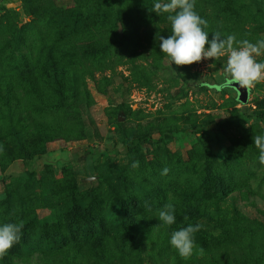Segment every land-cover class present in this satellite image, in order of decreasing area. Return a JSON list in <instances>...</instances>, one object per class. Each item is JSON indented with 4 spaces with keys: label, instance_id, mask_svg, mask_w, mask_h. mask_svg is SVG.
Wrapping results in <instances>:
<instances>
[{
    "label": "rangeland",
    "instance_id": "obj_1",
    "mask_svg": "<svg viewBox=\"0 0 264 264\" xmlns=\"http://www.w3.org/2000/svg\"><path fill=\"white\" fill-rule=\"evenodd\" d=\"M118 1L113 0L114 8L107 7L108 14L116 10ZM102 2L0 0V63L16 68L0 71V78L16 81L18 97L24 96L25 87L34 100L39 97L37 87L45 88L47 94L43 99L47 103L36 104L43 109L27 120L29 133L8 135L12 145L19 140L36 143L33 147L41 146L43 153L5 161L9 144L6 135L3 139L0 221L11 220L12 196L19 189L32 199L36 220L43 222L51 219L52 204H64L69 197V204H81L74 200L77 193L99 195L100 204H109L111 210L121 204H140L145 213L136 219L145 223L157 217L155 209L161 204L198 201L211 214L191 222L203 225L195 234L196 248L203 253L182 259L170 245L171 235L152 229L89 239L84 245L89 247V260H83L75 247L83 239L73 237L66 240L63 260H54L49 253L39 256V249H34L31 255L17 258V264H72L74 258L80 260L78 264H264V165L253 139L255 134L264 135V81L255 83L242 103L232 86H224L226 55L191 65L172 63L159 47V37L171 35L169 14L151 11L155 0L123 1L120 10L125 24L110 16L106 28L96 31L110 37L106 53L99 47L98 55L89 54L83 51L85 43L76 50L78 37L59 33L72 27L61 25L59 17L66 23L75 21L86 5L98 22ZM195 7L208 22L209 39L216 31L253 43L264 38V0H196ZM52 60L59 62L62 71L59 83L64 80L70 88L77 82V90L63 99L55 95L60 85L50 74ZM257 60L264 61V54ZM22 78L27 82L22 83ZM38 121L48 122L55 133L45 138L35 127ZM138 136H142L138 148L121 151L126 140ZM166 156L186 163L185 169L175 173H188L190 199L177 189L169 190L164 181L149 183L160 172L151 162H163ZM135 161L139 167L134 173V168H128ZM206 161L216 167L210 173L203 168ZM167 176L175 177L169 171ZM50 181L61 188L53 192L47 187ZM129 218L109 216L112 221ZM40 228L37 225L31 231ZM62 229L66 232L67 227Z\"/></svg>",
    "mask_w": 264,
    "mask_h": 264
},
{
    "label": "trees",
    "instance_id": "obj_2",
    "mask_svg": "<svg viewBox=\"0 0 264 264\" xmlns=\"http://www.w3.org/2000/svg\"><path fill=\"white\" fill-rule=\"evenodd\" d=\"M30 0H24V2L27 4ZM89 1V0H88ZM123 1L125 0H119L116 10L113 11V13L108 14L107 7H113V0H103L102 4H100L103 8L101 9V14H99L98 22H94L93 20V11L89 9V6L84 5V8L79 11L76 15V20L66 23L62 18L59 17V23L61 25H70L72 27H69V30H64L66 28H61L59 33L62 34L63 32H66L65 36H75L78 37L77 41H75L76 50L80 49V47L83 48V44L85 43V49L83 51H90L89 54L98 55V48L101 47L105 48L104 53L108 51V47H111V43L107 42L110 37L101 35H97L96 31L105 29L110 16L114 17L117 20H121V7H123ZM123 25V20H121ZM125 24V23H124ZM50 25V24H49ZM53 26V24H51ZM80 28V31H79ZM1 31V30H0ZM58 33V29L56 31ZM47 37V36H46ZM48 39H50L48 37ZM51 43L54 44V42L51 40ZM117 43H120L118 40H116ZM123 42V37H122ZM49 43V42H48ZM106 45V47H105ZM53 48V46L51 47ZM10 66L8 64L0 63V71L4 70V72H9V70H15L12 66L11 69H9ZM18 68V67H17ZM49 68L51 70V76L55 79L56 82H60V77L62 75V71L59 68V62H55L54 60L51 61V65H49ZM54 68V69H53ZM41 71V69L39 70ZM32 76H34V73H31ZM24 78V77H23ZM22 78V83H26ZM28 81L31 80V78L27 79ZM34 81V80H33ZM48 82V81H47ZM48 84H50L48 82ZM77 82L74 81L73 84H70V88L67 87L64 80L59 83L60 87L57 88V91H55V95H59L60 97L66 98L68 94H72L74 91L77 90L76 88ZM17 83L14 79L6 78L1 76L0 78V145L3 144L5 139V135L7 138L5 139L6 144H9L7 147V150H5L4 157H6L5 161H11L15 158L23 157V158H32L35 154L43 153L44 149L40 146L38 148H35L36 143L32 144L27 143L26 141L19 140L18 144L12 145L11 142L8 140V135H13L14 133L21 135H27L31 129L30 124L28 123V119H32V113L39 114L38 111L42 110L43 108H37L36 104L40 103H47L43 102L44 98H47V94L44 93L45 88L43 87H37L35 89L36 93L38 94V99H33V96L27 90V88H24V96H16L15 92L17 91ZM220 87V86H218ZM52 96V94H51ZM53 97V96H52ZM21 116L22 118H20ZM43 117V115L41 116ZM39 122V121H38ZM35 127L42 130V134L45 138L46 136H49L55 131H53L50 127V124L48 122H39L35 123ZM163 134H169V131H163ZM142 136H138L136 138L126 140L124 145L122 146L123 152L132 151L140 145V141ZM40 143H38L39 145ZM207 157V155H206ZM167 159L162 160L163 162L157 161L156 163H152V167H158L160 168V172L164 168H168L169 172L174 176H167V175H160L155 174V176H152L153 178H149V183H153V180L155 181H164V183L169 187L168 189L171 191H176V189L179 191L178 193L185 198V195L188 197L186 199H190L193 195V192L190 188V178L188 176V173H181L179 175H176L175 172L181 171L179 169L184 168V165L186 163H182L179 158H173V156H166ZM207 159V158H206ZM167 160V161H166ZM1 161V160H0ZM159 163V164H158ZM211 162L206 161L203 165L204 170H207L208 173L209 169L210 171L212 168H216L214 165L211 166ZM117 172L122 171L120 168H115ZM128 169H133L131 166ZM52 172V168L50 170ZM134 173L137 172L134 168ZM160 175V176H159ZM166 178L167 180H163ZM65 179V178H64ZM182 186V187H181ZM50 190H59L61 187L57 182L50 181L47 185ZM71 187V186H70ZM75 190L74 186L71 188V191ZM24 189H19L14 196H12L13 199V207L10 215V221L9 222H19L23 221V229H22V237L19 243L15 244L8 252V254L0 259V264H17V258H22L23 256L31 255V252L34 251V249H39V256L43 253H49L51 255V258L54 260H63L61 258V255H64L66 240H69L70 238L73 240L74 238H82L83 243L76 244V249L81 250L80 254L82 255L83 260H89L91 259V255L88 253V246H84L89 239L92 238H103L107 235H115L118 234V236H127V235H133L136 233H143L145 231H151L152 229L154 231H159L162 234H166L165 236L171 235L175 230H178L181 227H186L189 223L195 219L197 216L205 215L206 218L211 217V214H209V210L205 205L200 204L198 201L196 204H173L175 206V217L176 221L172 225H165L161 221L158 220L157 217H152L147 223L143 221V219H136L137 215L144 214L145 211L142 209L140 204H121L116 209L111 210L109 207V204H100L101 200L99 195L91 196L90 193H83L78 194V198L74 200L81 202V204H69V202L72 201V198L69 197L68 199H65L64 204H52L50 208L51 212V219L48 218L47 221H37L36 215L33 213L32 209V199L27 198V195L24 194ZM95 192L98 194L100 190L95 189ZM96 193V194H97ZM75 194V193H74ZM95 203H92V202ZM88 203V204H83ZM123 205V206H122ZM127 205V206H125ZM161 206H156L155 210L160 209ZM155 206V207H156ZM111 214H126L127 216L131 217L126 220L117 219L115 221H112L109 219V216ZM187 216L189 219L186 221L184 217ZM0 225H2V222L0 221ZM37 225L41 226L39 231L32 232L31 229L36 227ZM66 226V232L62 229V226ZM202 238V237H201ZM201 244H204L202 241ZM102 246V245H101ZM43 248H47V250H40ZM46 251V252H44ZM27 253L23 254V253ZM74 261L72 264H78V262Z\"/></svg>",
    "mask_w": 264,
    "mask_h": 264
},
{
    "label": "clouds",
    "instance_id": "obj_3",
    "mask_svg": "<svg viewBox=\"0 0 264 264\" xmlns=\"http://www.w3.org/2000/svg\"><path fill=\"white\" fill-rule=\"evenodd\" d=\"M196 0H155L151 11L158 15L168 13L167 19L171 24V35L167 38L160 36V50L170 57L176 65H191L204 59L219 60L227 56L224 65V86L229 87L238 83L240 88L250 90L255 83L264 81V61L258 62L257 57L264 54V38L251 42L248 39L237 40L235 35H222L213 32L209 39L206 19L196 11ZM206 45H208L206 47ZM254 144L259 149V162L264 165V135H254ZM3 146L0 145V152ZM132 168L139 167L135 161ZM169 169L164 168L162 175H167ZM147 207V206H146ZM175 206L167 203L157 213V218L165 225H172L176 221ZM187 221L189 218L184 217ZM23 221L7 222L0 225V259L22 237ZM203 228L202 224H188L171 234L170 245L178 252L182 259H189L194 252L203 253L197 249L195 234Z\"/></svg>",
    "mask_w": 264,
    "mask_h": 264
},
{
    "label": "water",
    "instance_id": "obj_4",
    "mask_svg": "<svg viewBox=\"0 0 264 264\" xmlns=\"http://www.w3.org/2000/svg\"><path fill=\"white\" fill-rule=\"evenodd\" d=\"M232 87L237 91L238 100L245 103L248 99V89L240 88L239 84H233Z\"/></svg>",
    "mask_w": 264,
    "mask_h": 264
}]
</instances>
